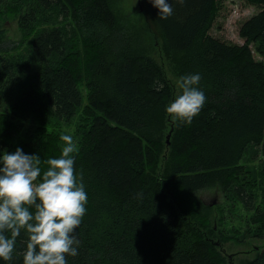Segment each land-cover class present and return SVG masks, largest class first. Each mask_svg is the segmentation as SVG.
<instances>
[{
  "label": "trees",
  "instance_id": "obj_1",
  "mask_svg": "<svg viewBox=\"0 0 264 264\" xmlns=\"http://www.w3.org/2000/svg\"><path fill=\"white\" fill-rule=\"evenodd\" d=\"M135 1L179 76L201 77L206 102L192 122L167 120L174 86L132 47L117 0H0V153L21 148L43 168L59 157L60 136L73 137L88 203L68 264H225L218 243L264 232V208L242 228L227 222L264 183V0H242L261 9L240 25V45L210 34L223 0H169L165 20L149 0ZM11 22L17 43L6 38ZM76 116L72 132L55 126ZM211 187L229 200L213 216L218 205L200 197ZM26 239L21 232L0 264H23ZM257 251L240 264H264Z\"/></svg>",
  "mask_w": 264,
  "mask_h": 264
},
{
  "label": "clouds",
  "instance_id": "obj_2",
  "mask_svg": "<svg viewBox=\"0 0 264 264\" xmlns=\"http://www.w3.org/2000/svg\"><path fill=\"white\" fill-rule=\"evenodd\" d=\"M165 20L173 14L169 0H149ZM183 3L184 0H175ZM199 74H187L177 81L179 94L166 106L170 120L190 124L206 102L197 87ZM64 142L58 158L43 161L25 154L21 148L0 153V260L13 258L17 237L26 234L23 264H68L67 257L78 255V241L73 235L86 214L88 194L83 174L76 175L75 153L78 147L71 135H61Z\"/></svg>",
  "mask_w": 264,
  "mask_h": 264
},
{
  "label": "rangeland",
  "instance_id": "obj_3",
  "mask_svg": "<svg viewBox=\"0 0 264 264\" xmlns=\"http://www.w3.org/2000/svg\"><path fill=\"white\" fill-rule=\"evenodd\" d=\"M116 6L117 12L123 17L121 23L124 30L126 31V35L131 41L132 47L150 56L164 68L168 79L174 86L175 96H177L180 91L177 87V81L180 76L176 68V63L162 52L161 42L149 31L148 25L143 15L137 13L138 8L136 1L117 0ZM260 9V7L248 5L242 0H223L217 18L215 19L214 24L210 30V34L228 43L240 45L243 43V40L238 35L240 25L251 16L255 15ZM21 36L22 35L18 31L17 24L15 22H11L6 25V38L10 43H17L20 40ZM254 57L257 60H260L257 55H254ZM81 92L83 97H85L84 89ZM167 120L170 121V123H173L168 115ZM76 121L77 116L75 117L72 125L70 127H67L62 120H58L56 121L55 126L64 131L72 132L75 129ZM48 130L51 129L48 128ZM169 131V128L166 127L164 131V138L166 143L168 134H170V143L172 133L171 131ZM252 166L255 169H258L259 159L253 158ZM256 184L257 186L259 185L257 189L259 199L253 202V204H249L246 206H244L242 202H235L233 204V207L235 206L237 210L232 212V219L230 221H227L229 222V227L235 225L237 228H242L244 225H246V218L251 214V212L255 211L258 207H260L261 209L264 208V204H260V200L264 198V183L258 179ZM213 188L214 187H211L200 192V197L205 203L207 202L208 204V202H212L213 205H218L217 207L213 208L212 216L218 212L221 206L225 207L229 203L226 194L214 191ZM229 212L230 211L228 210L225 212V214H228ZM245 242L246 243H241L240 245L235 243L234 241H230L226 244L218 243L219 250L223 251V254L226 255L225 264H229V260L232 262V264H240V262L246 259H250L255 255L254 249L256 250L258 248L257 252L263 250L264 232L262 238L258 239L249 236V238ZM230 254L233 255H231L232 257L230 259H228L227 255Z\"/></svg>",
  "mask_w": 264,
  "mask_h": 264
},
{
  "label": "water",
  "instance_id": "obj_4",
  "mask_svg": "<svg viewBox=\"0 0 264 264\" xmlns=\"http://www.w3.org/2000/svg\"><path fill=\"white\" fill-rule=\"evenodd\" d=\"M169 137H170V134L167 135V145L169 144ZM230 258H231V255H228V259H230ZM230 264H231V262H230Z\"/></svg>",
  "mask_w": 264,
  "mask_h": 264
}]
</instances>
